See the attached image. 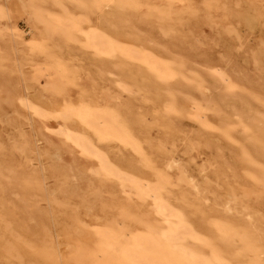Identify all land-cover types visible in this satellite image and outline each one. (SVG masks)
Returning <instances> with one entry per match:
<instances>
[{"label":"rangeland","instance_id":"1","mask_svg":"<svg viewBox=\"0 0 264 264\" xmlns=\"http://www.w3.org/2000/svg\"><path fill=\"white\" fill-rule=\"evenodd\" d=\"M136 1L95 11L91 0H0V264H119L99 230L160 239L179 224L70 145L68 131L83 127L65 106L82 98L119 107L142 141L143 158L99 144L122 175L152 185L168 175L165 198L201 235L184 246L264 264V0ZM64 8L89 17L87 28L146 47L177 75L163 82L141 62L67 42L54 25ZM61 56L78 77L66 92Z\"/></svg>","mask_w":264,"mask_h":264},{"label":"bare ground","instance_id":"2","mask_svg":"<svg viewBox=\"0 0 264 264\" xmlns=\"http://www.w3.org/2000/svg\"><path fill=\"white\" fill-rule=\"evenodd\" d=\"M114 1L115 0H91L90 8L95 11H102L106 6H108L111 2L113 3ZM122 1L124 4H129L134 6H136L138 3L136 0H122ZM54 2H57L59 4L61 3V0H54ZM80 2H83L84 4L86 3L85 1H80ZM62 5L63 4L61 3L60 6ZM73 13L68 8H64L60 16L56 18L57 19L56 22H54V25H56L57 28V32L62 34L67 40V42H71V41L81 42L83 47L87 49H91L94 52L93 54L97 57L108 56L107 58H111L119 53L121 54L122 57L126 58L129 61L141 62L145 66L150 68L153 73L159 75L161 78L160 80L163 82H169V80L171 81V79H173L177 75L173 68L174 64L171 65V63L164 60V58H160L155 53L144 50V48L146 47H144L143 49H137L135 47L132 48L130 46L123 45L118 39H116L115 36L112 35L113 33L110 34L109 31L107 32L105 30L106 27L104 28L103 26L104 28L103 30L93 26H88L87 28L85 27V24L90 21V18L89 17L78 18ZM47 19L49 20L48 17ZM116 35H120V34H116ZM70 68L62 57L61 60H59L60 89L62 90V92L63 91L66 92L69 90L71 86L78 84L77 73L71 71ZM224 75L223 74L221 75V78L223 80H224L223 78ZM127 90H129V88ZM128 92H130V90ZM178 106L179 105L177 104V107ZM196 107H197L196 108L197 115L199 117L203 116L202 115L203 107L202 106H196ZM172 110H175V108H170V111ZM64 113L69 118L71 117L77 118L81 123V126L83 127L82 132L80 133L78 132L71 133L70 131H68L70 133L69 137L67 135V137L69 138L68 142H70V145L75 147L79 152H84V154L87 157H92L93 159H96V161L98 160L100 162V164H98L99 172L97 173H99L100 175L101 173H103V175L108 177L113 176L119 178L123 182L125 192L128 195H130L131 192L133 191H137V190L140 191L143 198L154 201L155 204L154 203L153 204L155 205V208L157 210L158 217L162 218L163 220L170 219L172 221L173 220L179 221V224H177L174 227H171L169 230H167V232L164 231L160 239H158L153 234H137L133 236L131 239H128L126 229L121 231H117L114 228L99 230L97 234L106 244L107 254L105 255L107 256V258H109L108 261H110V258H112L113 260L116 259L119 264H232L230 261L223 259L219 253H216L213 257L208 258L200 255L198 253L199 251H197V248L196 250H194L192 248L190 249L188 246H184L188 241V237L197 239L201 235L199 236L196 229L194 228L196 227V225L193 227L191 224L185 221L187 219L186 218L183 219L181 212H179L175 207H173L167 201L166 198L168 197L165 198V195L167 194V193L165 194L167 183L165 184L164 180H167V178L164 179V177L167 174L165 175L158 174L161 175L160 176L161 181L159 183L158 180L159 184L157 185L156 184L152 185L153 183L149 184L148 182L145 183V181L142 180L140 177H139L140 180H138L132 178L130 175H126L125 173L124 176L120 173L118 169L119 167L117 168L115 166L116 162H114L115 164L114 165L112 163L113 160H111L112 161L111 162L109 159L110 157H108L107 154L101 150V147L99 146L100 143L117 142L125 147H129L133 152L142 156V158L145 155L144 154L145 151L143 152L144 147H142V141L138 138L139 136H136L134 134L135 133L133 131L134 126L132 127L130 120L124 116L123 111L119 107H113L110 105L100 106L97 103L88 102L84 98L80 99L78 102H73L71 99H69L68 103L65 106ZM43 117L46 116L43 115ZM228 134L231 135L229 132ZM145 160L148 162L150 161L147 158V156L145 157ZM177 161L178 160L176 158L172 157L168 161L167 167L169 169L176 167ZM128 181L129 184L131 185L128 184ZM24 185L26 184L24 183ZM228 210H230L229 206H228ZM183 214L185 215V213ZM9 247L10 246H8V248ZM6 248L4 252H6ZM182 254H184L185 256L184 259L182 257ZM112 263L114 262L112 261Z\"/></svg>","mask_w":264,"mask_h":264}]
</instances>
